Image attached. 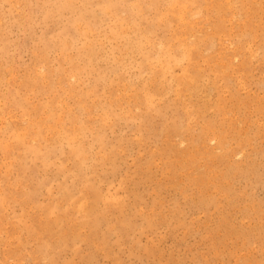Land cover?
Instances as JSON below:
<instances>
[{
    "label": "rangeland",
    "instance_id": "1",
    "mask_svg": "<svg viewBox=\"0 0 264 264\" xmlns=\"http://www.w3.org/2000/svg\"><path fill=\"white\" fill-rule=\"evenodd\" d=\"M0 264H264V0H0Z\"/></svg>",
    "mask_w": 264,
    "mask_h": 264
},
{
    "label": "bare ground",
    "instance_id": "2",
    "mask_svg": "<svg viewBox=\"0 0 264 264\" xmlns=\"http://www.w3.org/2000/svg\"><path fill=\"white\" fill-rule=\"evenodd\" d=\"M254 12V11H253ZM13 145V144H12Z\"/></svg>",
    "mask_w": 264,
    "mask_h": 264
}]
</instances>
